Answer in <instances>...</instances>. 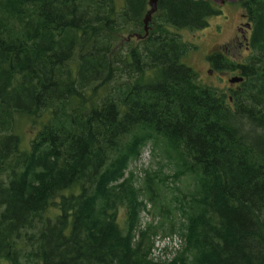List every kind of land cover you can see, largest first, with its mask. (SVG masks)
<instances>
[{
  "label": "trees",
  "instance_id": "16d2710c",
  "mask_svg": "<svg viewBox=\"0 0 264 264\" xmlns=\"http://www.w3.org/2000/svg\"><path fill=\"white\" fill-rule=\"evenodd\" d=\"M239 2L250 53L229 100L173 30L204 26L210 1L158 0L145 34L148 0H0V264H264V0ZM158 141L194 180L164 260L154 236L174 231L140 227L127 174Z\"/></svg>",
  "mask_w": 264,
  "mask_h": 264
},
{
  "label": "rangeland",
  "instance_id": "374dc122",
  "mask_svg": "<svg viewBox=\"0 0 264 264\" xmlns=\"http://www.w3.org/2000/svg\"><path fill=\"white\" fill-rule=\"evenodd\" d=\"M214 9L217 10V14L209 15L204 26L193 29L176 28L173 30L178 32L180 37L190 44L191 49L185 56L184 62L195 70L198 80L219 92H225L227 96H231L232 92L228 89L227 79L236 74L219 75L209 65L208 55L214 49L222 51L220 48L222 44L228 41L234 33L237 34L236 26H238L240 21H244V18L240 17V13L243 12L244 8L240 2H226L224 5H215ZM239 51L237 50L236 52L239 53ZM247 54L249 55V53L241 50L240 58L243 59ZM22 128L25 129V126ZM28 130L30 131V128ZM29 137L30 135L25 136L27 140ZM164 147L163 141H158V145L148 142L141 149L139 157L128 165L127 174L131 172L134 185L141 188L139 198L142 200L143 206L139 212L140 227L150 224L160 226L159 230L172 228L174 234L181 239L179 248L182 249L186 243V225L184 218L177 210L178 199L181 194H188L194 189V180L191 177H182L180 180H174L171 174L174 172L175 167L164 151ZM149 176L154 178L157 190L156 198L152 200L149 199V194L144 184L145 179ZM122 213L120 211L119 219L123 217ZM156 236L166 238L169 235H162L160 232L154 236V241ZM162 243L167 244L168 242L162 241ZM164 253L166 256L171 255ZM151 255L157 256L154 252Z\"/></svg>",
  "mask_w": 264,
  "mask_h": 264
},
{
  "label": "flooded vegetation",
  "instance_id": "af4514ba",
  "mask_svg": "<svg viewBox=\"0 0 264 264\" xmlns=\"http://www.w3.org/2000/svg\"><path fill=\"white\" fill-rule=\"evenodd\" d=\"M240 17H243L244 21H240L238 26H236L237 34L234 33L233 36L230 37L228 41H225L222 44V46L220 47L222 49V51L214 49L213 51H211L209 53V55L211 56V60L208 59L209 65L212 68H214V70L221 76H226V75L228 76L230 74H236L234 76H241L240 75V69L238 67L236 68L235 66L238 64H244L246 61L245 57L248 55L247 54L244 57L245 60H243L244 58L241 59L240 58L241 50H244L246 53H250L249 44H248L249 40L248 39H249L251 24H250L249 19L247 18V13H246L245 9H243V12L240 13ZM237 50H240L239 53L236 52ZM238 54H239V56H238ZM219 57H224L227 60H229L230 64H232V68H226V69L217 68V67H219V64H220L218 61ZM228 79H227L228 84H229L228 89L231 92L237 91L240 89V85L242 83L243 77H242L241 81L233 82V83H230ZM231 99H232V97L229 95V100H231Z\"/></svg>",
  "mask_w": 264,
  "mask_h": 264
},
{
  "label": "built area",
  "instance_id": "2783aa9c",
  "mask_svg": "<svg viewBox=\"0 0 264 264\" xmlns=\"http://www.w3.org/2000/svg\"><path fill=\"white\" fill-rule=\"evenodd\" d=\"M162 241L168 242L167 244H163ZM181 244V239L173 234L169 235L166 238H161L160 236H156L153 248H152V254L153 252L157 255L155 258H161V259H169L172 254L179 248ZM171 254L170 256H166L165 253Z\"/></svg>",
  "mask_w": 264,
  "mask_h": 264
},
{
  "label": "water",
  "instance_id": "95a60500",
  "mask_svg": "<svg viewBox=\"0 0 264 264\" xmlns=\"http://www.w3.org/2000/svg\"><path fill=\"white\" fill-rule=\"evenodd\" d=\"M204 1H210V2H212L215 5H223L225 2L233 3V2H238V1H241V0H204ZM157 2H158V0H148L149 8L145 12V15H144V18H143V28H144L145 34H147V31H148V22L151 19V15L157 9ZM136 36L138 37L139 35H136ZM228 80H229L230 83L238 82V81L242 80V77L241 76H232Z\"/></svg>",
  "mask_w": 264,
  "mask_h": 264
}]
</instances>
